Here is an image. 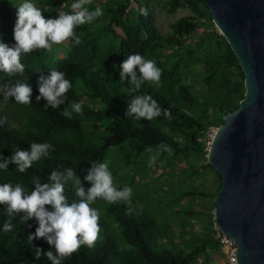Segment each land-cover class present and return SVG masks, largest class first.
Segmentation results:
<instances>
[{
	"label": "trees",
	"instance_id": "obj_1",
	"mask_svg": "<svg viewBox=\"0 0 264 264\" xmlns=\"http://www.w3.org/2000/svg\"><path fill=\"white\" fill-rule=\"evenodd\" d=\"M74 3L76 0H72ZM161 0H155V4ZM67 0H37L43 15H54ZM188 7L191 14L177 19L172 33L161 34L155 25L153 8L149 4L129 7V1L103 7V15L92 24L76 29L81 43L67 41V55L48 59L49 51L38 49L25 54L24 76H8L0 72V87L27 82L33 89L32 104L16 103L14 98L5 102L0 95V157L10 158L15 149L30 150L33 142L53 145L47 158L25 173L0 170V185L21 183L30 191L33 177L48 182L52 170L73 168L85 189L91 185L84 181L92 162H107L114 183L122 189L131 187V204L120 201L109 204L97 200L93 207L100 210V239L92 248L82 246L62 264H212L219 242L213 236L214 197L221 185L211 194L212 203L201 210L182 208L177 201L182 198L204 197L201 192H181L167 203L175 188L160 187L159 195L140 191L141 180L135 170L147 168L149 154H156L157 146L165 143L173 150L158 156L170 161L190 155L203 158L207 155L208 132L223 123V116L234 111L244 95V76L229 45L213 27L208 8L202 0H166L167 14ZM122 9L120 16L118 12ZM141 9H146L144 15ZM126 11V12H125ZM125 13V19L122 17ZM16 13L9 0H0V41L15 45L13 29ZM106 19L104 23L102 20ZM128 21V22H127ZM103 32H122L119 44L99 41L95 29ZM199 28L203 31L196 35ZM8 31L11 36H4ZM195 42L197 45H195ZM139 53L156 62L162 70L161 85L145 82L133 92L134 85L119 80L120 65L132 54ZM34 56L42 58L40 69L34 72L28 66ZM50 70L66 73L72 87L67 101L57 110L45 108L46 101L36 100L38 80ZM139 76V70L137 69ZM151 95L162 108L171 112V118L161 115L152 121L134 119L126 115L128 103L135 95ZM82 102V113H75L71 103ZM65 107L72 113L69 119L60 115ZM102 130L100 134V130ZM99 135L100 142L89 143V137ZM150 149V150H149ZM123 157V161L118 159ZM2 162V161H0ZM212 171L210 165H206ZM69 199H73L72 184L68 185ZM163 192V193H162ZM164 194V195H163ZM175 205V206H174ZM174 206L178 220H173L163 210ZM6 205H0V264H51L46 256L36 259L35 249L53 250L43 239L30 245L28 236L34 234L38 223L33 219L23 222L19 216L12 218L13 231L4 232V222L9 219ZM49 210H51L50 206ZM129 208L132 209L128 214ZM190 217V218H188ZM202 226L203 234L195 226Z\"/></svg>",
	"mask_w": 264,
	"mask_h": 264
},
{
	"label": "clouds",
	"instance_id": "obj_2",
	"mask_svg": "<svg viewBox=\"0 0 264 264\" xmlns=\"http://www.w3.org/2000/svg\"><path fill=\"white\" fill-rule=\"evenodd\" d=\"M91 0H76L71 5L70 13L59 11L57 18H45L42 11L31 0H24L17 8L16 23L13 29L15 45L10 46L0 41V72L8 76L25 74V64L21 58L25 54L38 49L51 52L54 45H61L69 40L76 44L81 43L76 35V29L85 24H92L103 15V10L97 6L89 10ZM146 15V9H141ZM121 82L127 81L134 85L132 91L136 92L145 82H151L159 87L161 85L162 70L156 62L146 59L139 53L129 55L120 65ZM139 70V76L137 71ZM66 73L59 70H50L47 76L41 75L38 80L36 100H44L45 108L57 110L66 103L67 93L72 87L71 82L65 78ZM0 95L5 102L14 98L16 103L22 105L32 104L33 89L27 82L17 81L15 84L0 87ZM70 108L75 113H82V102L73 101ZM60 115L72 118V113L65 107ZM126 115L134 119L152 121L161 115L171 118V112L164 109L151 95H135L130 99ZM7 123V117L0 119V125ZM150 150V149H149ZM54 151L53 145L48 142L30 144V150L13 151L10 158L0 157V170H8L9 164L15 165V171L25 173L34 163L42 158L49 157ZM173 150L165 143L157 146V152L149 160V166L155 164L160 153H171ZM48 182L42 183L40 178L33 177L31 184L34 190H29L21 183H4L0 185V205H6L9 219L4 222L3 231H13L12 218L19 216L23 222L35 220L38 227L34 234L28 236L31 245L34 240L43 239L53 250L43 252L35 249L36 259L43 254L51 264H62L78 252L82 246L92 248L100 239V210L93 207L97 200L109 204L126 202L131 204L132 189L124 186L119 189L115 183L108 163L92 162L87 169L84 181L91 186L85 189L77 172L69 167L62 170H52ZM72 184L73 199H69L68 185ZM51 210H49V207ZM132 209L129 208L130 215Z\"/></svg>",
	"mask_w": 264,
	"mask_h": 264
},
{
	"label": "water",
	"instance_id": "obj_3",
	"mask_svg": "<svg viewBox=\"0 0 264 264\" xmlns=\"http://www.w3.org/2000/svg\"><path fill=\"white\" fill-rule=\"evenodd\" d=\"M244 76L238 107L208 143L221 177L214 225L236 247V264H264V0H202Z\"/></svg>",
	"mask_w": 264,
	"mask_h": 264
},
{
	"label": "rangeland",
	"instance_id": "obj_4",
	"mask_svg": "<svg viewBox=\"0 0 264 264\" xmlns=\"http://www.w3.org/2000/svg\"><path fill=\"white\" fill-rule=\"evenodd\" d=\"M129 1V7H133L136 4H149L153 8V12L155 15V25L157 30L161 34H170L172 33L171 25L179 18L188 16L191 14V11L188 7H185L183 9H178L176 13L170 15L167 14L164 8V2L166 0H161L160 3L155 4V0H128ZM24 0H9V6L10 8L16 13L17 8L21 3H23ZM31 2L37 7L38 4L37 0H31ZM122 4L125 2V0H91V4L88 5L89 10H95L97 6H99L101 9L103 7L108 6L112 7L116 3ZM74 2L72 0H67L66 3L61 4L56 10L53 11L54 15L45 16V18H57L59 15V11H64L70 13L72 11L71 5ZM126 12V11H125ZM122 13V9L118 12L117 16H120ZM122 17L125 19V13H123ZM106 19L102 20V23H104ZM128 22V21H127ZM90 25V24H88ZM214 27V25H213ZM215 28V27H214ZM216 29V28H215ZM203 31V28H199L196 32V35H199ZM95 33L99 34V41L104 44H119L120 37H122V32L116 28L115 33L111 32H103V27H99L95 29ZM4 36L10 37L11 34L6 31V34ZM195 45L197 43L195 42ZM67 42L61 44V45H54L52 48V51L49 52L48 59H60L67 55V49H68ZM42 63V58L38 56H34L30 59L28 66L30 69L34 72H37L40 69ZM100 134L102 132L101 129H99ZM216 128H211L208 132L209 140H211L214 131ZM89 143L90 144H96L100 142L99 135H92L89 137ZM210 142V141H209ZM208 142V143H209ZM207 143V145H208ZM208 149V147H207ZM155 154H149L147 163L149 162L150 158ZM118 161L122 162L123 157L118 159ZM207 165V159L206 156L203 158H199L193 155H190L188 157H180L176 161H170L169 159H164L162 157H157L156 162L154 165L149 166V163L147 165V168L143 171L141 169L135 170L137 172L138 179L141 180L139 190L140 191H147L150 194L156 196L159 195L158 191L161 188L164 189H172L174 190L176 195H171L168 200L163 199L164 203H167L169 201H172L176 198L177 194H180L181 192H201L205 194L204 197L198 196L194 198H182L181 200L177 201V204L182 208H190L193 211H198L203 209V206L205 207L207 204L204 203L208 202V204H211V199L213 194L218 188V178L216 174L214 173V170L212 171L209 167H206ZM163 193V192H162ZM164 195V194H163ZM214 199V198H213ZM175 206V205H174ZM172 206L168 210L165 208L163 211L168 214L173 220H178L179 215L175 213L176 208ZM190 218V217H188ZM196 233L203 234L202 226L200 224H197L195 226ZM220 263L227 264V261L225 259H220ZM216 264V263H212Z\"/></svg>",
	"mask_w": 264,
	"mask_h": 264
},
{
	"label": "built area",
	"instance_id": "obj_5",
	"mask_svg": "<svg viewBox=\"0 0 264 264\" xmlns=\"http://www.w3.org/2000/svg\"><path fill=\"white\" fill-rule=\"evenodd\" d=\"M215 238L218 240L219 244L223 247L224 254L226 255L227 264H236L235 253L236 247L233 241L225 236H222L217 228L215 227Z\"/></svg>",
	"mask_w": 264,
	"mask_h": 264
},
{
	"label": "crops",
	"instance_id": "obj_6",
	"mask_svg": "<svg viewBox=\"0 0 264 264\" xmlns=\"http://www.w3.org/2000/svg\"><path fill=\"white\" fill-rule=\"evenodd\" d=\"M209 202V201H208ZM211 203H212V199H211V201H210ZM200 233V232H199ZM215 225H214V234H213V236H214V238H215ZM216 239V238H215ZM217 240V239H216ZM216 251V254H213L212 255V261H213V263H216V264H222V263H220V259H225L226 261H227V259H226V255L224 254V250H223V247L219 244L218 245V248H217V250H215Z\"/></svg>",
	"mask_w": 264,
	"mask_h": 264
}]
</instances>
